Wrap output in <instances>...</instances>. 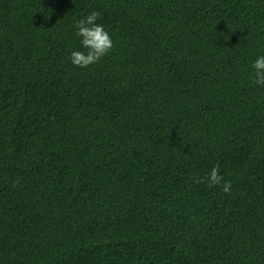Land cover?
I'll return each mask as SVG.
<instances>
[{"label":"trees","instance_id":"16d2710c","mask_svg":"<svg viewBox=\"0 0 264 264\" xmlns=\"http://www.w3.org/2000/svg\"><path fill=\"white\" fill-rule=\"evenodd\" d=\"M261 55L264 0H0V264H264Z\"/></svg>","mask_w":264,"mask_h":264},{"label":"clouds","instance_id":"9594fccd","mask_svg":"<svg viewBox=\"0 0 264 264\" xmlns=\"http://www.w3.org/2000/svg\"><path fill=\"white\" fill-rule=\"evenodd\" d=\"M101 16L98 11H92L76 21L74 27L76 35L80 37V44L84 51L74 50L70 53L71 63L79 68H87L99 62L113 47V41L104 26L97 23ZM253 72L250 73L254 85L264 86V55L259 56L252 63ZM195 183H207L209 188L219 186L226 194H231V181L225 180L220 174L219 166H213L206 177L192 178ZM17 179L14 184H18Z\"/></svg>","mask_w":264,"mask_h":264}]
</instances>
